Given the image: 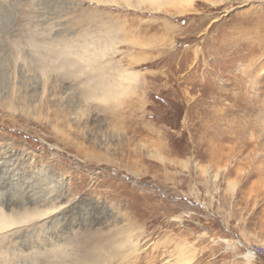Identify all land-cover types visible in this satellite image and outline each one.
<instances>
[{
	"label": "rangeland",
	"instance_id": "rangeland-1",
	"mask_svg": "<svg viewBox=\"0 0 264 264\" xmlns=\"http://www.w3.org/2000/svg\"><path fill=\"white\" fill-rule=\"evenodd\" d=\"M117 1L0 0V264H264V0Z\"/></svg>",
	"mask_w": 264,
	"mask_h": 264
},
{
	"label": "bare ground",
	"instance_id": "bare-ground-1",
	"mask_svg": "<svg viewBox=\"0 0 264 264\" xmlns=\"http://www.w3.org/2000/svg\"><path fill=\"white\" fill-rule=\"evenodd\" d=\"M109 1L112 3L118 2L117 0H109ZM122 1L126 2L128 5L131 4V0H122ZM137 1L140 4H150V5H154V6H160V7L165 5V2H167V0H137ZM172 1H178V0H172ZM188 9H189L188 5L183 4V5L179 6V8H176L175 10L182 12V11H186ZM109 89H111V88H109ZM94 90H95V88L91 89V91H94ZM252 136H254V135H252ZM212 150L216 151L215 149H212ZM227 166H224V167L226 168ZM31 217H34V213L30 214V215L25 214L23 216H18V215L8 214L4 210L0 209V231H3L4 229L9 228L13 225L25 222V221L29 220Z\"/></svg>",
	"mask_w": 264,
	"mask_h": 264
},
{
	"label": "built area",
	"instance_id": "built-area-1",
	"mask_svg": "<svg viewBox=\"0 0 264 264\" xmlns=\"http://www.w3.org/2000/svg\"><path fill=\"white\" fill-rule=\"evenodd\" d=\"M249 250H251L254 254H256V255H261L262 254V248H259V246L258 247H253V248H251V249H249Z\"/></svg>",
	"mask_w": 264,
	"mask_h": 264
}]
</instances>
